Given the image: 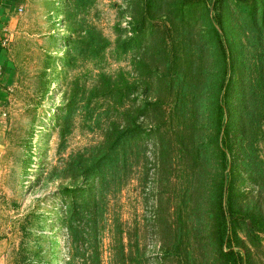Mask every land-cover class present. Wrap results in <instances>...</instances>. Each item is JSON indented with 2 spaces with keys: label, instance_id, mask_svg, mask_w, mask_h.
<instances>
[{
  "label": "rangeland",
  "instance_id": "1",
  "mask_svg": "<svg viewBox=\"0 0 264 264\" xmlns=\"http://www.w3.org/2000/svg\"><path fill=\"white\" fill-rule=\"evenodd\" d=\"M192 1L21 0L5 31L13 87L0 116L7 264H218L222 211L230 258L264 264V26L238 0ZM192 10L197 55L210 63L207 14L229 66L196 70L203 83L186 102L167 79L184 40L178 14ZM210 90L232 130L198 160L194 142L215 138Z\"/></svg>",
  "mask_w": 264,
  "mask_h": 264
},
{
  "label": "trees",
  "instance_id": "2",
  "mask_svg": "<svg viewBox=\"0 0 264 264\" xmlns=\"http://www.w3.org/2000/svg\"><path fill=\"white\" fill-rule=\"evenodd\" d=\"M215 1H217L218 3L220 0H214V2ZM238 1L241 2L242 5L248 8L249 22L254 26V28H257L256 31L260 33L261 31L258 28V22L260 21L261 24H263L264 26V0H252L250 4L247 3V0H238ZM188 3L191 4V7L194 5V4L192 5L193 3L192 0H189ZM260 6H262L261 15L259 14ZM216 10H219V5H217ZM205 16L208 19V25L210 26L201 35L203 36L204 41L207 44L209 45L212 44L211 48L208 47L209 48L208 52L210 53L208 54L209 55L208 58L210 60V63H206L202 61L201 60L202 56L197 55L199 53H203L204 50L198 45V43H195L196 42L195 39L191 38L192 34L194 33L193 32L194 27L191 24L194 22V20L198 21L197 20V18H199L198 14H197V18H196V13L194 12V10L191 11L190 16H186V14L184 13L178 14V20H184L187 17V20L184 22V30H183L184 40L180 45L176 43H174L173 45V58L171 59L172 62H171L170 71H169L170 77L169 79H167V82L169 86V92L172 91L174 95L176 94L177 96H182L183 100L185 99L186 102H187V97H189V95L192 93V90L197 87H200L201 84L203 83L201 78L199 79L197 78L199 74H196V70H199L200 72L204 70L206 72L207 66L215 65L217 60L222 61L224 64L228 65L226 49H225L226 47L222 39L223 35L221 34L220 29L216 27L213 21V18H210L209 16H207V14ZM216 21L217 23L220 24L221 28L225 30L226 22H225V16L222 12L216 13ZM243 64L246 66L247 62L244 63L243 61ZM262 64L263 66H262V70L260 69L259 77L263 78L264 77V62H262ZM231 71L235 72V64L231 65ZM188 75H190V77H188ZM223 80H222L220 88L222 90L227 87L226 91H228V86L230 85L231 81L229 82V79H228V83H227V78L224 81ZM178 88L182 89L183 91L182 94L178 92L175 93L176 92L175 90ZM207 94H208V101H209L208 108L211 112L210 120L211 119L213 120L212 124L215 129V138L212 139L211 137L210 139H208L207 141H205V143H202L201 145L200 143L199 145H197L196 142H194L193 152L198 156V160L200 159V156H201L200 154H201L202 145L204 147L205 144L207 145L212 144L219 148V144H220L219 140L221 136L225 133V130H226V133H229L230 130H232V127H231L232 123L230 121H226L224 123L225 116H226L225 106H224L223 101L219 99L220 93L215 95V92L213 93L211 91L210 93H207ZM177 96L176 98L178 99ZM156 103L161 104L162 102L160 100H157ZM197 121L198 119H196V122ZM191 127H192V124L188 125L189 129H187L186 127V129L188 130V133L186 137L183 138V140L184 141L186 140L188 143L191 141H195V138H196L195 134L197 131L194 130L192 133H190ZM228 127H229V131L227 130ZM183 133L185 132L183 131ZM225 154L226 152L225 153L223 152V155ZM195 159L197 160V158ZM231 188H232V184H231ZM77 207L78 205H74L70 209L71 211V215L69 217L70 222H72V219H74V216H76V214H79L76 210ZM216 219L217 221H215V228L213 232L215 239H216L214 242L215 247H216V262L218 264H236V260H235L236 258L235 257L230 258L231 257L230 255L232 253L225 251L223 247V244L226 241L225 236L227 233V231L225 233L227 221H226L224 212L222 211V215ZM168 254L170 255L175 254V250L173 252H169Z\"/></svg>",
  "mask_w": 264,
  "mask_h": 264
},
{
  "label": "crops",
  "instance_id": "3",
  "mask_svg": "<svg viewBox=\"0 0 264 264\" xmlns=\"http://www.w3.org/2000/svg\"><path fill=\"white\" fill-rule=\"evenodd\" d=\"M21 8V0H0V116L10 100L13 87L12 66L6 52L5 31L10 18ZM0 145V156L2 149ZM8 242L0 231V264H7Z\"/></svg>",
  "mask_w": 264,
  "mask_h": 264
}]
</instances>
